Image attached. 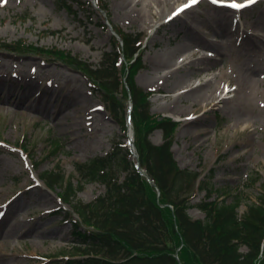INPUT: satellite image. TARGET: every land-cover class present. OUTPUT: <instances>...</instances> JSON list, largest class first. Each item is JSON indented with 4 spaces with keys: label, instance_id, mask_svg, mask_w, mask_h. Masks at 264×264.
I'll return each mask as SVG.
<instances>
[{
    "label": "rangeland",
    "instance_id": "obj_1",
    "mask_svg": "<svg viewBox=\"0 0 264 264\" xmlns=\"http://www.w3.org/2000/svg\"><path fill=\"white\" fill-rule=\"evenodd\" d=\"M62 1L71 3L76 13L62 7ZM77 1L82 6L76 0H4L0 3V42L22 39L25 44L65 50L98 65L102 52L112 47L110 22L125 31L142 33L141 68L134 79L138 86L153 92L151 112L178 120L171 146L178 165L198 169L203 177L214 168L211 181L219 190L211 199L217 196L219 200L250 185L248 174L257 172L259 180L247 187L251 198L255 197L264 182V96L238 91L226 94V90L244 89L239 79L242 61L253 64L256 54L264 51V0L242 12L202 1L192 13H180L192 22L189 32L176 21L166 23L173 17V8L187 0H134L137 6L129 10L124 0H100L103 11L94 0ZM223 16L229 17L228 22L221 20ZM193 33L221 43L227 56L217 64L197 59L212 53L198 42H189ZM181 44L187 46L186 59L177 60L175 66L181 65L180 73L187 76L172 86L179 70L172 74L174 66L156 68L155 63L162 53ZM0 57L18 64L12 69L18 77L0 76L2 94L13 89L22 93L32 90L31 100L51 111L47 115L22 102L0 100V264H64L77 240L72 232V210L60 202L57 186L50 189L44 184L42 172L54 164L69 172L73 162L108 152L123 132L89 80L61 59L31 52L14 54L1 45ZM27 63L35 64L34 73L21 71ZM181 83L189 87L200 83L203 90L198 94H204V89L213 93L217 88L219 97L202 100L198 96L193 105L188 98L174 100L185 89L177 88ZM258 90L264 91V83ZM220 97L225 100L220 102ZM62 99L65 103L58 106ZM149 139L161 143L162 131L155 129ZM52 140L62 148L49 156ZM103 189L97 182L86 183L73 201H89ZM203 196L204 191L198 190L191 203ZM239 209L242 212L245 204ZM188 213L204 217L196 207Z\"/></svg>",
    "mask_w": 264,
    "mask_h": 264
},
{
    "label": "trees",
    "instance_id": "obj_2",
    "mask_svg": "<svg viewBox=\"0 0 264 264\" xmlns=\"http://www.w3.org/2000/svg\"><path fill=\"white\" fill-rule=\"evenodd\" d=\"M76 3L82 6L80 1ZM97 4L105 8L100 0ZM61 6L76 13L71 3L62 1ZM88 17L91 19V15ZM113 27L122 44L111 36V50L102 52L98 65L65 50L25 44L22 39L0 42L10 52L46 54L80 71L124 134L126 102L129 99L132 103L134 143L146 175L135 168L131 152L124 145V135L113 141L107 153L73 162L69 172L58 164L42 172L45 184L51 189L57 186L61 201L72 210L70 220L76 246H72L75 249L63 263L264 264V182L255 197L247 192V187H253L260 175L250 173V185L230 193L229 199H211L212 193L219 190L211 181L215 169L199 179V170L178 165L171 145L179 123L151 113L150 92L135 82V74L141 68L142 34ZM121 55L123 60L118 64ZM155 129L162 131L160 144L149 139ZM49 147V156L62 148L56 140L50 141ZM89 182L103 185L104 191L89 201H73ZM198 190L205 192L204 197L191 203ZM243 203L246 207L240 212ZM194 206L204 213L203 218L189 215L188 209Z\"/></svg>",
    "mask_w": 264,
    "mask_h": 264
},
{
    "label": "bare ground",
    "instance_id": "obj_3",
    "mask_svg": "<svg viewBox=\"0 0 264 264\" xmlns=\"http://www.w3.org/2000/svg\"><path fill=\"white\" fill-rule=\"evenodd\" d=\"M149 1H152V0H149ZM123 5L126 8H128V10H129L131 8L136 7L137 2H134V0H124ZM178 8H180L179 5L174 7L172 11H177ZM220 9H222V8H220ZM193 10H194V7H187V8H184V10L181 12L182 13H186V12L192 13ZM228 19H229L228 16H223L221 18V20L225 21V22H228ZM172 21H176L174 23L181 24L180 26L183 27L186 32H189L190 30H192V22L190 20L184 18V16H181L180 14L173 16L171 19L166 21V23H171ZM262 25L264 26V23H262ZM247 38H248V36H247ZM189 42H198L199 44H201L200 46L202 47V49H205V50L207 49L212 53L210 55H201L200 57H197V59H199V60L210 59V60H213L215 62V64H217L225 56H227V54L223 51V48H224L223 45L216 40L204 39V38L200 37V35L193 33V34L189 35ZM186 48H187L186 45L181 44V45H179V47L177 46L171 52H164L159 56V58H157V63H155L156 68H163V67L169 68V67L174 66V68L171 70L172 74H174L176 71L179 70L177 73H175V75L173 77V80L171 82L172 86L178 84V82L182 81L187 76L186 72L180 73L181 65L175 66L177 64V60L179 61V59H181L182 61H184L186 59L185 57H183V53L185 52V50H188ZM181 50H183V51H181ZM173 54H174V56H173ZM256 59L257 60H253V64L248 63L246 61H242V63H241L242 71H241V76H239V79L245 84L244 89L241 90L237 86V87H234L232 89H227L226 94L236 93L238 91V93H243L245 95H252V93H253L256 95L264 96V91L258 90V85L264 83V51L262 52V54L260 52L257 53ZM171 60H173L175 64L171 63ZM260 61H262V62H260ZM185 63H189V62L187 61ZM17 65L18 64L16 63V61L12 58L0 57V70H1L0 76L1 75L6 76V77L9 76L8 78L18 77V75L14 72V70H12ZM204 67L206 68L207 66L205 65ZM21 68H22L21 69L22 72L31 74V73H34L36 67H35L34 63H27V64H25L24 67H21ZM165 81H167V80H165ZM184 85H185L184 83L183 84L181 83L180 86L177 87V88L183 87L185 89L183 90V93L178 95L174 100H180L183 97L185 99L188 98V99L192 100L191 105H193V104H195V101H197L196 98L198 96L202 100H207L208 98L213 99V98L219 97V93L217 96V92L219 91V89H217V88L214 90L213 93L211 90V92L209 94H207V91L204 89V91H203V92H205L204 94H198L201 90H203V87L201 86L200 83H198L195 86H190V87L188 85L187 86H184ZM15 93L21 94L22 96L21 97H18V96L15 97ZM31 94H32V90H29L27 92L22 93V92H17V90L13 89V90H8L5 93V95H3L2 90H0V100L2 99L4 102L10 101L11 103H13L14 100L16 102H22L24 104V106L27 108L36 110L37 112H40L43 114L50 115L51 111L48 110L46 107L42 106L38 100H35V99L31 100ZM54 100H56V97ZM224 100H225V97H220L219 101L222 102ZM59 103L61 105H58V106H62L65 103V99H62ZM187 114H189V113H187Z\"/></svg>",
    "mask_w": 264,
    "mask_h": 264
},
{
    "label": "snow or ice",
    "instance_id": "obj_4",
    "mask_svg": "<svg viewBox=\"0 0 264 264\" xmlns=\"http://www.w3.org/2000/svg\"><path fill=\"white\" fill-rule=\"evenodd\" d=\"M4 0H0V3H3ZM191 3H196L197 0H190ZM255 0H246V3L244 4H240V3H236V0H231L230 3L227 4L228 7L234 8V9H242L244 8L246 5H250L252 3H254ZM213 3H218V4H223L225 3V0H213ZM189 7V5H183L182 7L178 8L176 12L173 13V16L179 14V12L183 11L184 8ZM171 19V17L169 18Z\"/></svg>",
    "mask_w": 264,
    "mask_h": 264
}]
</instances>
